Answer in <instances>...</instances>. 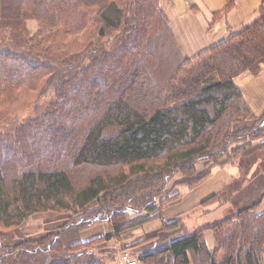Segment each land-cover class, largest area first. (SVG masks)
Here are the masks:
<instances>
[{"label":"trees","instance_id":"1","mask_svg":"<svg viewBox=\"0 0 264 264\" xmlns=\"http://www.w3.org/2000/svg\"><path fill=\"white\" fill-rule=\"evenodd\" d=\"M159 2L0 0V154L8 157L1 163L0 155V234L37 214L78 215L49 243L0 245V264H98L97 245L119 241L152 216L162 221L177 186H195L221 162L244 177L252 160L264 155V115L253 119L234 83L264 66V0L254 23L190 59L179 52ZM32 20L34 35L26 27ZM169 39L177 54L173 73L151 81L164 74L158 64ZM24 94L30 105L22 110L39 96L54 94L56 101L50 112L5 131L22 112L14 107ZM247 120L254 125H240ZM200 160H207L206 169H198ZM84 165L119 170L87 173L79 185L71 168ZM177 173L182 176L171 188L169 178ZM155 194L164 195L158 209ZM130 213L144 217L129 220ZM102 225L108 235L58 244L72 227L79 236ZM169 226L162 222L163 229ZM206 230L213 233L214 251L203 242ZM263 253L264 211L257 213L255 205L132 256L142 264H189V255L193 264H263Z\"/></svg>","mask_w":264,"mask_h":264},{"label":"crops","instance_id":"2","mask_svg":"<svg viewBox=\"0 0 264 264\" xmlns=\"http://www.w3.org/2000/svg\"><path fill=\"white\" fill-rule=\"evenodd\" d=\"M262 2L263 0H160L159 5L168 19L179 52L182 57L190 59L254 23L259 18ZM234 83L253 119L261 118L264 115V66L257 75L245 72L238 76ZM240 125L251 127L254 120L244 121ZM221 164L223 165L213 167L208 176L195 186H177L176 200L166 204L161 210L162 221L155 219L133 230H138L139 234L145 232L149 237L157 233L156 241H175L183 234L192 233L232 212L255 205L257 213L263 212L264 171H259L255 164L248 174L242 177L237 166L225 162ZM240 179L244 182L240 183ZM212 197L215 199L206 204ZM47 214L38 215L37 219H31L25 226L31 225L33 232L37 231L40 225L38 220ZM163 221L170 224L169 228L163 229ZM107 231V227L103 225L96 226L87 231L84 238L95 239L105 235ZM139 237L134 238L139 240L131 244L137 245L132 249L134 253L141 254L156 243L137 244L141 240ZM202 239L207 250L216 249L212 231H204ZM189 259V264H193L190 255Z\"/></svg>","mask_w":264,"mask_h":264},{"label":"rangeland","instance_id":"3","mask_svg":"<svg viewBox=\"0 0 264 264\" xmlns=\"http://www.w3.org/2000/svg\"><path fill=\"white\" fill-rule=\"evenodd\" d=\"M26 27H27V30L29 31V33L31 35H34L36 33V31H37V23L35 21H33V20L32 21H27ZM113 36L116 37V34L114 33ZM108 39L111 40V38H108ZM106 43H107V40H106ZM173 46H174L173 43L169 39V43L167 44V46H165V49L163 50L164 59L165 60L161 64H158V65H160L159 69L162 72H164V74L163 75L160 74L158 77H156V75L155 76L153 75L152 77H150L151 81L153 80L154 82L159 83L160 80H163L166 77L169 78L172 75L173 70L175 68L174 65L176 64L175 63V59L173 58V56L177 55L175 53V50H174L175 47H173ZM176 46H177V44H176ZM161 54H162V52H161ZM41 86L39 87V90H40ZM37 94H38V92H37ZM27 97H28V95L24 94V99L22 100L21 103L16 104V106L14 107V111L15 110H22L23 107H27V106L30 105V103H26L25 102V99ZM39 97H40V99L37 101V103L35 105L31 106L28 109L26 108V109L22 110V112L18 115V117L14 121L10 122V124H7V125L3 126L2 129H4L5 131L15 130L20 125H22V124H24V123H26V122H28L30 120H34V119H36L38 117H41L45 113V111H46V113L50 112L51 103L53 101H56V99H54V94L51 97V99H45L44 98L45 96H42V97L39 96ZM57 102H58L59 109L68 111V109H67L68 106L65 107L62 103H60L59 100H57ZM11 104H12V99L8 98L7 105L11 106ZM79 119H80V123H83L82 116H79ZM87 120L88 119L84 117L85 124H86ZM75 124L78 127V122L77 121L75 122ZM66 126H69V125L66 124ZM74 135L75 134H72V137ZM36 150H37V148H36ZM3 151L1 152L0 155L3 157V159H4V155H5V159L1 160V163L2 162L3 163L6 162V159L8 158L7 157V153L4 154ZM60 161L62 163L68 162L66 160H60L59 159V162ZM205 161H207V160H200V161L196 162V164L199 167L198 168L199 170L206 169L207 163ZM254 162L257 165V168L259 169V171H264V155L259 154L255 158V160H252L251 163H254ZM6 165H7V167L9 169H13L12 164H6ZM127 168L126 167L123 168L126 174H128V169ZM98 170H101V171L108 172V173L112 174L115 171L119 170V167L115 166V167H111V168H105V169L102 168L101 169V168L94 167V166H85L84 165V166L72 167L71 168V173H72V175L74 174L73 176H76V179H74L76 184L80 185L81 183H83L84 178L87 175V173H94V172H97ZM181 176L182 175L179 174V173L171 176L169 178V182H168L169 186H171V188H172L174 185H176L177 181L180 180ZM11 181H12V178L10 176V178L8 177V179H7L8 184ZM239 182L243 183L244 181L242 179H240ZM119 188H120V186L116 187L115 188L116 190L114 189L115 191H117L116 194H119V192H118V190H120ZM171 188H168V191L172 190ZM154 196L157 197L155 209H158V208L161 207V200L160 199H162L164 195L155 194ZM116 200H117V198H116ZM135 205H137V204H135ZM137 207H140V206L137 205ZM45 214H47V213H45ZM48 214H50V215H48ZM48 214L46 216L41 217L38 220L40 225H39V228L37 229V231H35V232H33L34 231L33 226L30 225V226L26 227L25 225L31 219L32 220L37 219L38 215H40V214L34 215L31 218H29L28 221H26L25 224H23L21 226V228L18 229V230L17 229L16 230H8L7 232H3L2 234H0V245L1 246H15V245H18V244H21V243H24V242H33L34 243V242H38L40 239H44V238L46 240H43L42 245L46 244V243H49L55 235H58L59 233H61L68 224L73 223L75 221V219L78 217V215H73L71 217H68V214L65 213V212H60V213L49 212ZM128 216H129L128 217L129 220H138V218L144 217L143 215L142 216L141 215L140 216H136L133 213H130ZM153 217H155V216H152L148 223H151L152 221H154L156 219V218H153ZM135 218H137V219H135ZM148 223H146V224H148ZM146 224H144V225H146ZM33 225H35V224H33ZM128 225H130V224H126V226H128ZM144 225H142V226H144ZM105 227H107V226H105ZM140 227L141 226H137L136 229H139ZM79 229L80 228H78V231H79ZM136 229H134V230H136ZM74 230H73V227H72L66 233L62 234L60 240H58V242H60L58 244H64V245L67 244L68 245V244H71V243H75V242H77L79 240L80 241L91 240L89 238H84V235H86L87 231H89V230L84 231L81 235L79 234V236H78V232L75 233ZM107 230H108V227H107ZM132 230L133 229H127L125 231L127 233H123V235L120 236L119 241H112L110 243L107 242V243H102L100 245H97L94 248V250H93V254L95 255L94 259H96V261H99L98 264H110V263L116 261L122 255H129L130 256V255L134 254V255L138 256L139 253H134L132 251V249L135 246H137V245L134 244V245L131 246V244L136 243L139 240V239L138 240L134 239L137 236H140L139 237L141 239L140 242L142 241V242L146 243V241H148L149 245H152L149 242V241L152 240L151 239L152 237H149L150 235L149 236L145 235V234H147L145 232H142L141 234H139L138 230L137 231L133 230L134 232ZM105 235H108V231L105 233ZM159 235H163V234H159ZM155 236H158V234L156 233ZM159 241H161V240L159 239ZM140 242H138V243L140 244ZM157 242L158 241H156V243L154 242L155 244L154 243L153 244L156 245ZM148 243H147V245H148ZM124 248H126V250H123ZM65 249L66 248L64 247L63 251ZM63 251L62 250L59 251L61 256L65 255L63 253ZM59 253H56L54 255H48V256L51 259H55L56 256H59Z\"/></svg>","mask_w":264,"mask_h":264},{"label":"built area","instance_id":"4","mask_svg":"<svg viewBox=\"0 0 264 264\" xmlns=\"http://www.w3.org/2000/svg\"><path fill=\"white\" fill-rule=\"evenodd\" d=\"M110 264H142V262L137 257H133L132 255H122Z\"/></svg>","mask_w":264,"mask_h":264}]
</instances>
